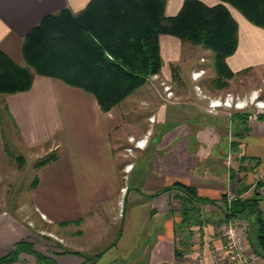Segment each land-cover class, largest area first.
<instances>
[{
	"label": "crops",
	"instance_id": "0c3cea01",
	"mask_svg": "<svg viewBox=\"0 0 264 264\" xmlns=\"http://www.w3.org/2000/svg\"><path fill=\"white\" fill-rule=\"evenodd\" d=\"M90 1L0 0V49L24 63V39L34 26L64 8L79 13ZM202 1L208 5L221 2ZM184 2L167 0L166 15L178 14ZM225 4L239 23V44L227 58L229 67L239 72L264 65V28ZM159 41L163 72L173 76L175 65L182 72L185 43L170 34H161ZM205 59L200 55L188 68L186 77L192 78L193 85L178 73L182 80L179 96L162 98L155 89L140 87L131 94L137 95H130L109 111L101 109L93 94L50 76H36L27 91L2 94L26 155L53 158L40 168L30 201L16 207L0 206V259L8 256L17 243L34 242L35 224L41 222L56 233L51 256L57 264H84L85 257L72 252L86 254L87 246L75 247V241L70 246L65 230L74 223H82L84 230L87 224L92 223L95 229L101 223L118 224L123 220L117 227L118 240L109 247L117 252L126 230L135 228L144 216L141 229L148 230L155 240L144 249L146 264H194L199 247L207 264H213L208 243L212 241L217 247L223 243L219 230L231 217L221 205L228 193L240 198L258 195L264 215V118L254 114L241 120L240 113L232 115L224 105L209 104L201 94V90L206 92L203 75L202 80L196 79L207 69ZM125 109H138L139 114L127 118ZM129 137L140 141L130 156L124 151L130 144ZM17 175L0 124V190L5 186L8 189ZM177 182L194 187L199 197L214 201L200 204L199 221L188 230L181 223L185 194L177 188L163 190ZM192 231L201 234L198 242L191 241L193 244L186 237H195ZM181 238L186 240L184 244ZM260 258L264 263V257ZM116 262L117 258L109 264ZM11 264H36V257L22 252Z\"/></svg>",
	"mask_w": 264,
	"mask_h": 264
},
{
	"label": "trees",
	"instance_id": "16d2710c",
	"mask_svg": "<svg viewBox=\"0 0 264 264\" xmlns=\"http://www.w3.org/2000/svg\"><path fill=\"white\" fill-rule=\"evenodd\" d=\"M225 3L264 28V0H221L216 5L185 0L173 16L166 15L167 0H91L79 13L64 8L46 15L25 36L24 63L16 62L0 49V95L27 91L36 76H50L93 94L101 109L109 111L145 84L148 76L161 72V34L210 49L217 81L231 78L236 72L229 67L227 58L238 48L239 23ZM173 75L182 83L176 71ZM52 158L49 155L42 163ZM173 188L187 198L182 201L181 223L189 229L199 221L200 204L214 201L199 197L194 187L182 182L163 190ZM224 203L229 217L251 215L260 246L257 252L264 257V215L258 195ZM181 242L186 240L181 238ZM22 252L34 255L36 264H57L26 241L17 243L0 264H11ZM176 252L182 253L179 248ZM72 253L87 258L85 254Z\"/></svg>",
	"mask_w": 264,
	"mask_h": 264
},
{
	"label": "rangeland",
	"instance_id": "374dc122",
	"mask_svg": "<svg viewBox=\"0 0 264 264\" xmlns=\"http://www.w3.org/2000/svg\"><path fill=\"white\" fill-rule=\"evenodd\" d=\"M184 43L185 46L182 52L183 59L185 61L184 63H182V72L177 65L173 67V71H176V73L181 72V77L182 75L185 76V78L182 77V79H185L186 83L193 85L192 78L186 77L188 68L190 67L191 62H193L196 58H200V55L205 56L206 59L203 64L207 65V69L200 71L199 73L201 74L196 79H200L203 75L202 79L203 84L206 88V92L204 91L205 93H203V91L201 90V94L204 98H206V100L209 101V104H211L213 100L223 101L227 100L228 98L230 105H223L225 107H228L229 112H231L232 115L240 113V116H242L240 117L241 120H246L250 115L253 116L254 114H257L261 118H264V65L249 67L242 70L241 72H236L235 75L231 78L224 77L221 82H218L217 72L213 64V52L200 44H192L189 42ZM163 71L164 68L161 69V72L159 74L148 76L146 83L140 87H146L149 89L151 87L155 89L156 92H158V95L162 98H174L175 96H179V93L177 92L181 91V83L174 79V75L172 76L171 72L166 73ZM201 86L203 87V85ZM140 87H138L135 91L141 89ZM137 93L138 92L131 95V97H134L135 95H137ZM1 97L3 96L0 95V124L2 127V133L4 134V140L8 149V153L13 158L14 166L18 168V175L11 182V186H8V189L7 186H5L2 191L0 190V206L12 205L16 207L17 204L28 200L30 201V198H32V193L35 191V188L39 182V171L43 166L42 160L44 158H33L26 155L25 150L22 147L18 129L13 119L10 117L3 98ZM145 105H147V102L145 103ZM139 107L140 109L142 108V106ZM125 114H127V118H130L135 116V114H139V110L129 109L128 111L127 109H125ZM150 119H153V117H150ZM124 129L130 130L129 128ZM236 129L237 131H239L238 126L236 127ZM139 142L140 141H137L135 137H129L130 144L125 146V153H127L128 156L133 153L135 154V145L139 144ZM232 152L233 151H231V153ZM16 156L22 157V162L19 163ZM229 156L231 157L233 155ZM123 193L125 198V195L127 194V187L124 188ZM225 201H227V197ZM225 204L226 203L222 202L221 208H225ZM244 219H247L249 224L251 223V215L244 216ZM122 221L123 220H119L118 224H111L110 222L101 223L98 228L95 227V229L91 228V223L87 224L88 228H85L84 230L81 227L82 223H74L72 226H70V229L65 230L64 232L67 240L71 241L69 243L70 246H74V243L72 241H75V247L87 246L85 248H88L89 252L85 254V256L87 257L85 259H87L89 264H109L116 258L117 262L113 264H146L144 249L150 243H154L155 240L150 235L148 230L141 229L146 221V218L144 216L142 220L138 219V222L135 224V228H128L126 230L125 237L120 240L121 246L117 250V252L115 249L112 250L109 248L110 246H112L113 248L114 246L112 244L118 240L117 230L119 227H121ZM224 225L225 223L222 225V227ZM192 226L194 227V225ZM35 227L36 228L34 232L36 236L34 238V242L28 243H30L38 253L52 258L51 254H54V247L56 246L55 242H57L56 233H53L52 229L49 226L41 222H37V224H35ZM221 230L222 228L219 231ZM196 233L198 235L193 233L192 231V236L196 235L195 237H193L194 239L190 238V235H186V237H188V240L190 239V243L194 240L198 242L199 239H201V234L199 233V231H197ZM248 240L250 242V249H252L251 252L254 251L256 254H258L257 250L260 249V246L257 239V233L253 231L252 226L250 227V230L248 232ZM82 242H84L83 245ZM104 250L109 251L108 253H102L101 251Z\"/></svg>",
	"mask_w": 264,
	"mask_h": 264
},
{
	"label": "built area",
	"instance_id": "2783aa9c",
	"mask_svg": "<svg viewBox=\"0 0 264 264\" xmlns=\"http://www.w3.org/2000/svg\"><path fill=\"white\" fill-rule=\"evenodd\" d=\"M196 76L198 73L195 74ZM172 92V91H170ZM217 101H212L211 105ZM224 105L229 106L230 102L227 98ZM237 198L236 194L228 193L227 202L230 204ZM250 224L247 219H241L236 216L231 217L225 223L220 231V237L223 243L220 247L213 245L212 241L208 243L210 258L213 264H264L260 261V255L254 251L251 252L250 242L248 240V232ZM196 260L194 264H207V259L201 247L195 250Z\"/></svg>",
	"mask_w": 264,
	"mask_h": 264
},
{
	"label": "bare ground",
	"instance_id": "6f19581e",
	"mask_svg": "<svg viewBox=\"0 0 264 264\" xmlns=\"http://www.w3.org/2000/svg\"><path fill=\"white\" fill-rule=\"evenodd\" d=\"M224 104V102H219V101H217L215 104H214V106H221V105H223Z\"/></svg>",
	"mask_w": 264,
	"mask_h": 264
}]
</instances>
